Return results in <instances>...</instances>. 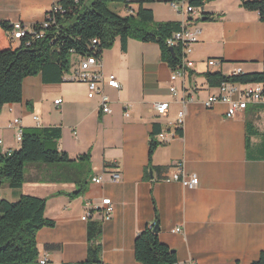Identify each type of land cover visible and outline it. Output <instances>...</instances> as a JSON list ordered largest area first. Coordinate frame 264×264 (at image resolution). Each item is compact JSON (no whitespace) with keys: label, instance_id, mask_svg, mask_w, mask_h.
I'll list each match as a JSON object with an SVG mask.
<instances>
[{"label":"crops","instance_id":"0c3cea01","mask_svg":"<svg viewBox=\"0 0 264 264\" xmlns=\"http://www.w3.org/2000/svg\"><path fill=\"white\" fill-rule=\"evenodd\" d=\"M55 1L0 0V21L20 22L30 29L43 20ZM156 5L145 4L156 21H186L194 39L187 54L194 67L183 82L176 81L175 95L169 90L171 69L161 59L157 43L128 39L122 49L116 39L100 56L104 75L115 74L121 85L104 89L110 113L101 112L97 96L87 97L84 82L70 79L82 58L75 54L63 82L43 83L40 75L25 77L21 102L6 104L0 111V153L19 147L18 127L12 124L18 119L19 128L60 126L61 150L70 158L90 155L91 180L78 197L67 194L75 190L73 182L49 181L57 168L46 166L28 165L27 180L19 189L6 183L0 187V197L7 199L2 195L5 190L9 201L22 194L46 198L45 216L55 226L41 228L36 245L39 257H48L52 264L86 259L87 220H102L94 209L106 198L112 211L102 220L101 260L105 264H141L134 256V240L155 222L159 240L175 251L180 264H251L264 252V110L227 117L224 102L206 107L204 101L218 90L203 77L207 71L227 75L236 66L244 72L262 71L264 21L256 11L243 9L240 0L205 2L201 10L219 16L213 21L196 15L186 19L177 12L161 17ZM137 9L133 2L117 12L124 15ZM210 59L216 64L209 66ZM183 91L192 100L185 104L181 135L175 136L168 122L176 120L182 108ZM57 99L59 104L54 103ZM162 101L169 102L164 116L153 109L154 102ZM248 121L253 127L247 130ZM155 123L171 138L161 143L158 133L154 134L158 145L149 164ZM177 162H182L187 176L198 178L196 187L165 179ZM113 171L120 173V179H110ZM97 176L103 177L100 183L92 181ZM87 212L90 216L83 220ZM50 244L59 247L47 249Z\"/></svg>","mask_w":264,"mask_h":264},{"label":"trees","instance_id":"16d2710c","mask_svg":"<svg viewBox=\"0 0 264 264\" xmlns=\"http://www.w3.org/2000/svg\"><path fill=\"white\" fill-rule=\"evenodd\" d=\"M168 0H56L61 10L52 14V22L46 27L35 23L31 31L16 40L11 35L12 24L0 21V111L6 104L22 100V81L25 77L40 75L43 83H60L71 68L75 55H95L110 49L116 39L125 49L128 39L154 42L159 45L160 56L170 69L181 65L182 44L170 46L167 40L181 30L178 21H154L152 9L145 4ZM209 0H189L190 4L202 7ZM137 3L136 11L129 10L121 15L109 8L110 3ZM240 6L256 11L264 21V0H240ZM219 16L201 12L198 19L213 21ZM44 21H51V13H45ZM96 40V42H93ZM172 47V51H170ZM208 86L218 87L224 82L240 84L260 83L264 85V68L258 72L223 74L220 71L203 73ZM249 112L264 110V104L248 105ZM247 130L252 122H246ZM160 126L155 123L150 134L149 164L158 143L154 134ZM175 136L181 135L177 129ZM60 126H33L21 129L20 144L9 153H0V187L6 183L11 189H19L27 180L25 169L28 165L57 168L49 181L73 182L76 188L69 197L82 195L91 180L88 166L89 153L70 158L59 148ZM49 172V171H48ZM57 192L55 194H60ZM46 198L22 194L15 201L0 197V264H40L36 245V234L43 227H54L55 221L45 216ZM156 217V211H155ZM87 251L82 262L63 264H105L101 260L100 236L102 220L89 218L86 227ZM58 245H46L47 249ZM134 256L141 264H174L175 251L159 240L158 233L149 226L144 227L135 237ZM251 264H264V252Z\"/></svg>","mask_w":264,"mask_h":264},{"label":"built area","instance_id":"2783aa9c","mask_svg":"<svg viewBox=\"0 0 264 264\" xmlns=\"http://www.w3.org/2000/svg\"><path fill=\"white\" fill-rule=\"evenodd\" d=\"M167 3L170 7H172L175 12H177L180 16L184 18L191 17L193 15L200 16L201 15V7H196L190 4L189 0H168ZM60 6L55 3L49 9V13H51V21H41L42 25L46 27L50 22H52V14L60 11ZM62 11V10H61ZM186 22V21H185ZM185 22H181L182 28L181 30L175 32L171 38L167 40V43L172 46L176 45L179 42L182 44L183 57L181 65L175 69H171L170 72V85L169 90L171 94L175 95L177 92V87L175 85L177 80L184 81L186 74L189 70L193 69L194 62L187 58V54L191 51L190 43L194 40L189 36L187 32ZM12 31L11 35L14 39L19 40L23 36H25L27 31H31L30 29H26L22 23L20 22H12ZM96 42V40H93ZM263 68H264V55H263ZM209 66L215 65L216 60L210 59L207 61ZM244 71L240 66H236L229 74H241ZM71 80L84 82L87 86V97L89 99H93L94 97L99 98V107L102 113H110L111 107L109 105V100L107 95L104 92L105 87H110L114 89H119L121 87L119 80L116 75L113 73L104 75L102 69V62L100 58L95 55H87L82 56L79 60L77 66L72 70L70 75ZM218 93L210 94L206 101H204V105L206 107L212 106L216 102H224L226 104V116L234 117L238 114L243 113L248 105L251 104H264V85L260 83H248V84H240L235 82H224L220 86L217 87ZM192 97L187 95L185 91L182 92V98L180 102L182 104V108L179 110L177 114V118L174 121H169L168 126L174 128L173 135L175 131L178 129L181 130L184 118H185V104L187 101H191ZM61 102L60 99L54 101L55 104H59ZM127 108V106H125ZM169 108L168 101L162 102H154L153 109L158 115H166ZM127 115L128 112H125ZM19 120L14 119L12 124L17 126L16 139L20 141L21 139V127L18 126ZM172 135V136H173ZM157 137L161 143H166L170 140L171 136H169L165 131H160L157 134ZM174 171L172 174L165 177L166 180H179L181 183L188 188H194L198 184V178L196 176H187L182 170V162H177L174 167ZM102 176H97L92 179L95 183H100L102 181ZM111 180L120 179V173L118 171H113L110 174ZM101 205L98 208H95L94 211H98L102 220H106L110 217L112 211V205L110 199L106 198L101 201ZM91 212H87L84 216H82L83 220H86L90 216ZM153 224L149 227L152 229ZM176 231H179L177 229ZM40 264H52L51 260L48 257H39ZM174 264H180L175 262ZM187 264H196L195 262H189Z\"/></svg>","mask_w":264,"mask_h":264},{"label":"rangeland","instance_id":"374dc122","mask_svg":"<svg viewBox=\"0 0 264 264\" xmlns=\"http://www.w3.org/2000/svg\"><path fill=\"white\" fill-rule=\"evenodd\" d=\"M151 4H158V5H156L155 10H156L157 15H161V17H168V16L174 14V12H175V10L172 7H170L167 3L163 2V1L153 2ZM122 5H123L122 3H110V4H108L109 8L114 10V11H118ZM154 21H156V20L154 19ZM73 62H74V56L71 58V63H73ZM261 119H263L262 123H264V116ZM26 168H28V167H26ZM2 195H3V197H5L7 199L11 198V196L8 193H6L5 190H2Z\"/></svg>","mask_w":264,"mask_h":264},{"label":"water","instance_id":"95a60500","mask_svg":"<svg viewBox=\"0 0 264 264\" xmlns=\"http://www.w3.org/2000/svg\"><path fill=\"white\" fill-rule=\"evenodd\" d=\"M170 51H172V47H170ZM158 230H159V225H158L157 222H155L154 225H153L152 231L157 233Z\"/></svg>","mask_w":264,"mask_h":264}]
</instances>
